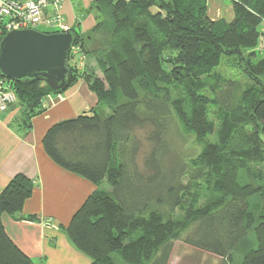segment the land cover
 Returning a JSON list of instances; mask_svg holds the SVG:
<instances>
[{
  "label": "trees",
  "instance_id": "16d2710c",
  "mask_svg": "<svg viewBox=\"0 0 264 264\" xmlns=\"http://www.w3.org/2000/svg\"><path fill=\"white\" fill-rule=\"evenodd\" d=\"M232 3L226 20L211 18L208 0H93L87 11L95 14L94 27L71 31L102 77L88 64L80 70L71 54L64 88L11 80L21 113L14 123L24 131L51 94L79 79L98 98L93 114L59 121L42 139L53 162L97 186L65 228L90 264H264V55L254 61L264 0ZM225 57L244 61L250 84L240 90L223 79L214 96L202 93ZM169 82L185 84L184 102L172 99L163 85ZM212 104L225 112L223 131L201 148L193 143L212 131ZM203 179L213 197L200 203L186 193ZM104 181L110 190L100 187ZM34 188L17 173L0 192V264H33L2 217H21Z\"/></svg>",
  "mask_w": 264,
  "mask_h": 264
},
{
  "label": "crops",
  "instance_id": "0c3cea01",
  "mask_svg": "<svg viewBox=\"0 0 264 264\" xmlns=\"http://www.w3.org/2000/svg\"><path fill=\"white\" fill-rule=\"evenodd\" d=\"M92 1H62L63 15L71 27L83 33L94 27L95 14L87 11ZM262 44L263 40L261 48ZM76 62L71 61L72 64ZM87 64L93 67L96 64L94 68L97 69L94 59L87 57ZM97 103L96 94L83 79H79L63 93L48 97L45 112L33 117L29 131L18 128L14 123L21 114L19 106H10L0 112V192L17 173H24L35 182L22 216L4 214L2 221L8 235L32 258L33 264L92 262L87 254L72 245L65 228L97 186L53 162L44 150L42 139L47 130L59 121L93 114ZM30 215L35 217L29 218Z\"/></svg>",
  "mask_w": 264,
  "mask_h": 264
},
{
  "label": "water",
  "instance_id": "95a60500",
  "mask_svg": "<svg viewBox=\"0 0 264 264\" xmlns=\"http://www.w3.org/2000/svg\"><path fill=\"white\" fill-rule=\"evenodd\" d=\"M75 33L11 29L0 39V76L15 81L44 80L52 89L68 83Z\"/></svg>",
  "mask_w": 264,
  "mask_h": 264
},
{
  "label": "rangeland",
  "instance_id": "374dc122",
  "mask_svg": "<svg viewBox=\"0 0 264 264\" xmlns=\"http://www.w3.org/2000/svg\"><path fill=\"white\" fill-rule=\"evenodd\" d=\"M232 4H233L232 0H208L209 14H211V17L213 19L225 18L226 20H231L233 17V5ZM37 28L41 31H43V30L44 31L54 30L51 27L45 28L43 26H38ZM262 40H263L262 48H261V43H260L259 48L256 49L257 56L254 57V61H257L259 58H261L264 55V51H263L264 36H263ZM83 55H85L84 64L85 63L87 64V57L89 59H91L92 57H90L89 55L84 54V53H83ZM70 58H71V54H70ZM71 61L79 62V57L76 55L71 59ZM235 63H237V64H234L232 62V60H230L226 57L223 58L222 61L220 62V64L212 70L210 77H207L205 79L206 87L201 92L204 94H208L211 97L214 96V93H215L214 88L216 86L220 85L222 83L223 79L224 80L228 79L229 81H233L234 84H236V87L239 88L240 90H242V88H244L246 85L250 84V79L248 78V76L246 74V70L244 69V61H242L240 64H238L239 63L238 61H235ZM86 64L84 66H81V68H79V69L82 71L86 70V68H87ZM93 64H94V62H93ZM95 66H96V64H95ZM96 73L98 74V76L102 77V72L100 71L98 64H97ZM219 76H220V79L217 80V78ZM163 85H166L167 87H169L172 99L178 98L182 102H184L187 99V88L185 87V84L183 82H177L174 84L169 82V83L163 84ZM101 109H102V107L100 106L98 110H101ZM224 113L225 112H224L223 108H221L219 105L212 104L210 106V114H209V120L212 123V131L202 141H199L197 143L194 142L193 144H196L202 148L207 143L218 142L220 139V136H221V131H223L222 118H223ZM263 137H264V134H263ZM261 168H263V166H261L260 168L254 166V169L257 170V172L260 171ZM242 175L244 176L242 178V180H244V181H251L253 183H255V181H258V178H256V176H254V177H251L250 175L246 176L245 173H243ZM184 182H187V179H184ZM204 182H205V179L200 180L198 182H194V184H192V186H191L192 189H190V191L188 193H186L187 196H189L190 198H193V197L195 198L196 196L197 197L199 196L200 197V203L206 202V199L209 196L213 197V196H211L210 192H206V190L204 189V186H206V185H204ZM100 187L104 190H110L111 189V187L107 181H104ZM252 201H253V203H256L255 199ZM253 208L255 209L254 206H253ZM182 213H183L182 208L177 209V215H180ZM147 216L148 215H145V217H147ZM249 236L251 237V239L253 241L256 242V238H255L254 233L250 232ZM173 261L177 262V260L175 258ZM180 262L183 263V261H181V260L179 261V263Z\"/></svg>",
  "mask_w": 264,
  "mask_h": 264
},
{
  "label": "built area",
  "instance_id": "2783aa9c",
  "mask_svg": "<svg viewBox=\"0 0 264 264\" xmlns=\"http://www.w3.org/2000/svg\"><path fill=\"white\" fill-rule=\"evenodd\" d=\"M63 0H0V31L38 26L53 28L54 31H69L71 25L62 12ZM71 54L79 57L74 63L78 68L84 66L85 55L80 46H72ZM73 56V57H74ZM18 102L11 79L0 76V112ZM45 106L47 107L46 103Z\"/></svg>",
  "mask_w": 264,
  "mask_h": 264
}]
</instances>
